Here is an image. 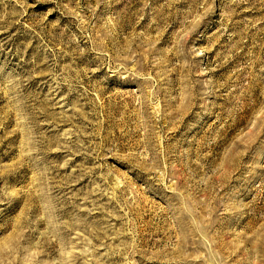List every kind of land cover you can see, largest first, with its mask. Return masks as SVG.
<instances>
[{
  "label": "rangeland",
  "instance_id": "374dc122",
  "mask_svg": "<svg viewBox=\"0 0 264 264\" xmlns=\"http://www.w3.org/2000/svg\"><path fill=\"white\" fill-rule=\"evenodd\" d=\"M0 264H264V0H0Z\"/></svg>",
  "mask_w": 264,
  "mask_h": 264
}]
</instances>
